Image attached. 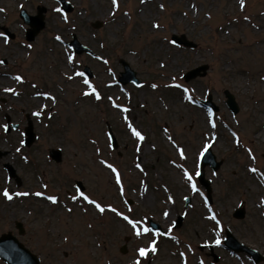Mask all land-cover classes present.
<instances>
[{"label": "rangeland", "instance_id": "rangeland-1", "mask_svg": "<svg viewBox=\"0 0 264 264\" xmlns=\"http://www.w3.org/2000/svg\"><path fill=\"white\" fill-rule=\"evenodd\" d=\"M63 1L70 10L0 0V235L16 236L41 264H255L222 245L228 229L264 264V0ZM37 6L44 26L27 40L19 14ZM121 60L139 84L116 82ZM201 65L205 73L186 81ZM207 146L221 161L203 169L210 202L197 178Z\"/></svg>", "mask_w": 264, "mask_h": 264}, {"label": "water", "instance_id": "water-1", "mask_svg": "<svg viewBox=\"0 0 264 264\" xmlns=\"http://www.w3.org/2000/svg\"><path fill=\"white\" fill-rule=\"evenodd\" d=\"M61 3V10L64 12L66 9L70 10V6L65 4L63 0H58ZM43 11L44 7L37 6V13L35 15L27 14L24 10H21L19 16L23 20L24 23L28 25V28L26 29V39L32 40L35 35L40 31L43 26ZM92 26L95 28H98L100 26L99 22H93ZM6 32V30H5ZM8 36V33H5ZM172 41L176 42L177 44H183L185 46L189 47H195V44L187 40L184 35L181 36H172ZM70 47H72L76 52H82L86 51L88 53H91V51L86 48L85 46L79 45L76 40H72L68 43ZM123 65L124 70L121 72V76L118 78L117 82L121 83H127L132 81L136 85L139 84L138 81L135 79V73L130 68L128 63L124 60L120 61ZM206 65L197 66L191 70H189L185 75V80H190L191 78L195 76H200L205 73ZM83 73L90 77L91 73L86 67L83 70ZM224 95L226 97L225 103L228 106V108L231 110L233 114L237 113L239 110L238 104L233 96L232 93H230L227 89L224 90ZM205 105H211L209 101L203 102ZM8 130V129H7ZM24 144L27 146H30L32 142L35 139V134L32 130V123L30 120L27 121V126L24 128ZM107 135L109 137L110 143L112 145V148L117 147V141L114 136V133L111 129V126L107 124ZM49 156L54 162H60L62 160L61 151L58 148L50 149L49 150ZM210 165L213 170L218 169V167L221 164V161H217L214 154H212L210 148H206L204 150V153L202 154L200 158V164H199V171H198V180L200 184H202L205 187L206 193H207V200L210 202V186H209V180H205L203 178V169L205 165ZM5 169L7 170L9 176H15V172L9 164H4ZM75 185L79 191H82L84 189L83 185L81 184V181L75 180ZM188 199L185 200V206L188 204ZM127 203H130V200H127ZM233 216L235 218L241 219L244 217V210L236 209L233 213ZM181 216L178 217V222L176 223L177 226L181 225ZM150 226L154 230H159L154 224L153 221H150ZM16 228L18 229L19 234L23 232V226L20 222H16ZM222 245L227 248L228 250H231L233 252L237 251H244L248 253L251 257L254 263L259 262L263 260V256L255 249H252L245 244H242L240 241H238L230 232V230H225V238L223 240ZM207 245H201L200 248L203 249ZM209 249L212 250V247L209 245ZM214 255V254H213ZM215 259L217 258L216 255H214ZM0 259L5 262L6 264H41L39 258L32 253L28 248L24 246L23 243H21L16 236L8 233H3L0 235Z\"/></svg>", "mask_w": 264, "mask_h": 264}, {"label": "snow or ice", "instance_id": "snow-or-ice-1", "mask_svg": "<svg viewBox=\"0 0 264 264\" xmlns=\"http://www.w3.org/2000/svg\"><path fill=\"white\" fill-rule=\"evenodd\" d=\"M142 2H143V0H142ZM116 3H117V0H113V4L116 5ZM243 5H244V0H241V6L243 7ZM245 19H247V17H246ZM77 75H82V74H81V73H77ZM16 79L19 80L20 78H19V77H16ZM85 83H87V81H85ZM6 91H13V90H12V89H6ZM88 94H89V93H87V92L85 93V95H88ZM99 98H100L99 95H97V99H99ZM133 134H134L135 136L139 137V139H141V140L144 139V137L141 136L140 133H139L138 131H136L135 129H133ZM138 150H139V149H138ZM109 167H111V165H109ZM253 171H255V169H253ZM118 181H119V177H118ZM3 195H4L6 198H8L9 200L12 198V197L9 195V193L7 192V190H5V192L3 193ZM16 195H18V196H20V195H24V196H26V195H28V193H16ZM35 195L40 196L41 193H36ZM49 199L52 200L53 202H55V198H54V197H50ZM73 199H75V198H73ZM100 210L103 211L102 208H101ZM126 219H127V218H126ZM145 231H148V229H145ZM137 234L139 235V233H137ZM217 243H219V241H217ZM153 245H155V241H153ZM151 250L154 252L156 249H155V247L153 246ZM138 252H139V255L143 257V256L146 255L147 250H146V249H139ZM136 264H139V261H137Z\"/></svg>", "mask_w": 264, "mask_h": 264}]
</instances>
